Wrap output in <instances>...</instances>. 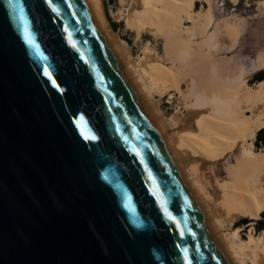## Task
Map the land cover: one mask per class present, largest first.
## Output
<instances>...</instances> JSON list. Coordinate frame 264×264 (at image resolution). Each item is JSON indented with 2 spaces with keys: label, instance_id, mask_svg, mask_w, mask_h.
<instances>
[{
  "label": "water",
  "instance_id": "obj_1",
  "mask_svg": "<svg viewBox=\"0 0 264 264\" xmlns=\"http://www.w3.org/2000/svg\"><path fill=\"white\" fill-rule=\"evenodd\" d=\"M90 0H0V264H235Z\"/></svg>",
  "mask_w": 264,
  "mask_h": 264
},
{
  "label": "bare ground",
  "instance_id": "obj_2",
  "mask_svg": "<svg viewBox=\"0 0 264 264\" xmlns=\"http://www.w3.org/2000/svg\"><path fill=\"white\" fill-rule=\"evenodd\" d=\"M90 1L92 9L106 31L113 32V24L102 9L103 0ZM158 1L132 0L133 5L140 12L137 13L136 21L128 15L126 23L128 27L134 28L139 33L146 30L151 34H161L166 39L165 49L169 51V35L166 34L168 33L167 22L162 20L163 23L158 24L154 19L158 11H151L157 7ZM165 1L167 2L164 3L162 0L160 6L165 10V13L173 14L178 9L184 12L190 11L196 0ZM257 4L259 14L263 15L264 0H258ZM159 10L161 11V8ZM181 11L178 10V12ZM145 14L150 15L144 17ZM224 30L228 31L229 36L223 39L228 40L234 47L237 41L233 36L235 32L228 26ZM215 37L213 44L217 45L221 38H217L219 37L218 33L215 34ZM117 45L161 132L164 136L172 137L170 147L178 152V159L184 165L188 179L197 193L198 202L216 227L217 236L219 238L225 236V245L235 264H245L243 260L247 258L251 259L252 264H264V235L257 238L251 236L248 241H242L237 229L232 230L230 238L221 230L223 221L228 223L240 214L256 219L264 211V152L255 151L253 145L256 132L264 127V81L258 84L259 89L253 93L241 89V86L238 85L232 86V90L227 89L226 91L218 87L210 88L201 95L202 99L199 98L198 101L196 99L194 103L204 114L195 116L197 113H194L189 119L182 121L187 122L184 127L169 128L159 112L157 103L141 85L138 75L140 71L148 73L147 70H151V76L155 79L154 84L162 83L167 88L168 86L164 84L167 74L170 87L177 86V75L167 66L160 68V63L156 62V56L153 55L149 47L146 48L145 55L138 66L133 64L127 47L118 39ZM260 64L264 66V60ZM193 80L198 81L194 77ZM249 112L252 116L247 115ZM206 168L212 179L218 177L216 178L217 186L220 180L225 179L224 184L219 186L220 188L214 187L207 196L203 193L202 189L204 188H201L194 180V177L201 175ZM217 201L225 204V215L218 207H212V203ZM221 217H224L222 222Z\"/></svg>",
  "mask_w": 264,
  "mask_h": 264
},
{
  "label": "rangeland",
  "instance_id": "obj_3",
  "mask_svg": "<svg viewBox=\"0 0 264 264\" xmlns=\"http://www.w3.org/2000/svg\"><path fill=\"white\" fill-rule=\"evenodd\" d=\"M257 1L196 0L190 11L184 12L178 9L181 12L175 10L172 14L165 13L160 6L162 0H159L157 7L151 11H158L154 17L158 24L163 23L162 20L167 22L169 51L165 49L166 39L161 34H151L146 30L139 33L134 28L128 27L126 23L128 15L136 21L137 13L140 12L133 5L132 0H103L102 9L113 24V30L117 31V39L127 47L134 65L139 64L146 48L149 47L156 56V62L160 63L159 67L167 66L177 75L175 87H170L168 74L165 75L164 84L168 88L162 83L154 84L155 79L151 76V70H147L148 73L140 71L138 75L141 85L157 103L166 125L174 128L184 127L187 122L182 121L189 119L194 113H197L195 116L204 114L194 103L196 99L197 101L199 98L202 99L201 95L210 88L218 87L226 91L238 85L241 89L252 93L259 89L258 84L264 81V79L259 80L264 76V66L263 63L260 64L264 60V14H259ZM163 2L167 1L163 0ZM156 8H161V11ZM148 15L150 14H145L144 17ZM226 26L231 27L235 32L233 36L237 41L234 47L228 40L223 39L229 36L228 31L224 30ZM217 33L219 36L217 38L221 39L217 45H214ZM193 77L198 81H194ZM247 115L252 116L251 112ZM254 140L255 138L253 142ZM261 151L264 152V149ZM216 178L212 179L206 168L201 175L195 176L194 180L204 188L203 193L207 196L217 186ZM224 180H220L218 188L222 183L224 184ZM215 206L225 215V204L217 201L212 203V207ZM262 213L264 211L256 219L240 214L228 223H225L224 217H221V222L223 221L221 230L230 238L232 230L237 229L242 241H248L251 236L254 238L263 236ZM243 220L244 222H241ZM260 221H263L262 229H259ZM243 261L245 264H252L250 258Z\"/></svg>",
  "mask_w": 264,
  "mask_h": 264
},
{
  "label": "trees",
  "instance_id": "obj_4",
  "mask_svg": "<svg viewBox=\"0 0 264 264\" xmlns=\"http://www.w3.org/2000/svg\"><path fill=\"white\" fill-rule=\"evenodd\" d=\"M262 79H259V80H263L264 79V76L261 77ZM254 144V149L255 151H259L261 149H264V127H262L261 129H259L257 132H256V135H255V140L253 142ZM262 215L264 216V213H262ZM241 222H244L241 221ZM262 224H263V221H260V226H259V229H262Z\"/></svg>",
  "mask_w": 264,
  "mask_h": 264
}]
</instances>
